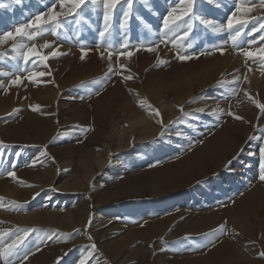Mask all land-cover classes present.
<instances>
[{
  "label": "rangeland",
  "instance_id": "374dc122",
  "mask_svg": "<svg viewBox=\"0 0 264 264\" xmlns=\"http://www.w3.org/2000/svg\"><path fill=\"white\" fill-rule=\"evenodd\" d=\"M52 2L56 12L67 14L71 7L67 0L63 9L58 0H0L6 5L0 7V31L14 33L36 13H47ZM180 6V0L121 3L101 37L103 4L89 0L59 28L22 41L25 50L35 44L46 61L34 57L35 63L25 64L14 41L0 44V231L37 229L9 264H58L57 258L59 264H235L234 255L212 251L218 238L233 232L245 236L243 259L264 261V228L254 230L250 214L258 206V219H264V111L257 107L264 104V4L193 0L189 35L183 36L187 25L164 35L163 17ZM238 6L251 11L238 12ZM233 13L247 21L236 46L230 39L235 31L227 30ZM254 67L262 71L255 80L247 75ZM39 72L50 75L29 79ZM16 76L21 81L12 84ZM29 116L46 122V132L26 129ZM148 123L151 135L137 139L140 125ZM98 158L104 160L100 167ZM11 170L16 179L7 175ZM253 184L260 185L256 193ZM244 196L257 199L239 214L240 223L228 212ZM36 216L52 223L28 225ZM214 219L220 223L213 228L187 234ZM221 224L223 233L205 235ZM183 225L184 232L178 228ZM15 238L9 234L5 243Z\"/></svg>",
  "mask_w": 264,
  "mask_h": 264
},
{
  "label": "snow or ice",
  "instance_id": "6c2138e0",
  "mask_svg": "<svg viewBox=\"0 0 264 264\" xmlns=\"http://www.w3.org/2000/svg\"><path fill=\"white\" fill-rule=\"evenodd\" d=\"M16 4H21L23 0H14ZM51 2V0H50ZM61 9L64 8L66 0H58ZM89 0H67V3L71 5L70 9L68 10V13L65 14L63 11L56 12L53 9H55L56 4L54 2L51 3V7L48 8L47 13L38 12L35 14L34 20L29 21L27 25H19L15 28V32L12 31H0V44H4L8 40L14 41L13 43V49L19 48L23 61L25 64L29 63L30 61L35 63L34 57H38L40 61H46L48 59L47 56L41 55L39 51H37V46L35 44H32L30 47H27L25 50V45L22 43L24 39H27L29 41L33 40L35 36L37 35H43L45 31H48L49 29H52L53 27L59 28L60 25L65 20H70L77 15L80 14V11H82V6L87 4ZM93 4H103V20L105 28L103 31H101L99 34L101 37H104L106 33L109 30L110 22L113 18V14L115 10H117L118 5L121 3L127 2L129 4V7H131V4L133 0H91ZM192 3L193 0H180L181 6L179 8H172L167 15L163 17V34L167 35V33L175 32L181 28H183L185 25H187L188 30L184 31L183 36L187 37L189 35V32L192 29V24L190 23V20L194 17V13L192 11ZM261 3L264 4V0H261ZM0 7H6L4 4H0ZM236 11H251L250 8H244L241 9L239 6L237 7ZM123 15L125 18H128L130 16L129 10H124ZM202 23L205 24L207 27H212L216 31L220 32L224 30V26L220 25L219 28H216V25L213 24L210 20H203ZM247 23V21L237 18L235 13L230 15L228 17L227 21V30L231 33L235 31V35H231V43L233 46H236L237 39L241 35V32L243 31V26ZM236 26L239 27V31L236 30ZM25 27L29 28V31H25ZM121 27H124V22H121ZM262 28H264V25H261ZM256 28H253V31H256ZM53 35H56L57 32L53 30ZM49 45L47 42L45 43L44 47H48ZM149 51H154V48H149ZM83 49H82V55L81 59L84 58L83 56ZM131 55L130 52L124 53L120 52L119 55ZM246 57H252L254 54L252 52H244L243 53ZM52 55H56V52L53 51ZM109 56H111V53H109ZM15 58V57H13ZM178 58L180 60H187L190 59L189 56L186 55H179ZM261 58L264 59V50H261ZM161 63H166V61H160ZM123 67V65H121ZM114 70L111 66L108 68V73H113ZM108 73L105 74V76L108 75ZM7 75V73H4ZM45 75H50V73L45 72H39V73H33L32 76L29 77L30 80H32L34 77H43ZM132 77H125V79H131ZM21 81L20 76H16L14 80H11L10 82L12 84H19ZM245 95H247V92H245ZM255 103V101H253ZM257 107L260 108L262 111H264V104H257ZM33 110H35V107H33ZM17 111L16 109L13 110V112ZM181 111L183 109L181 108ZM215 113V110H214ZM213 113V114H214ZM229 115H232L231 112L228 113ZM11 115V114H10ZM156 115H159V112L156 111ZM235 119H242V117L235 116ZM171 123V122H170ZM163 133H161L162 135ZM5 146L2 141H0V147ZM43 154V153H42ZM260 165H259V179L261 181H264V144L260 146ZM229 164L231 161L228 162ZM7 175L9 177H12L13 179H16L15 171L11 170L7 172ZM31 186V185H29ZM39 193H35L33 195V199H35L36 196H38ZM15 203V202H10ZM2 206V204H0ZM89 222H91V217L89 218ZM225 229L224 224L219 225L217 228L213 229L212 232L206 233L205 235H212L215 236L217 232L223 233ZM37 229L34 228H28V229H17L16 232H12L11 229H9L7 232L0 231V258H3L5 261V264H9V261L11 258L18 257L19 253L22 250V247L25 243L26 237L29 233L35 232ZM22 232L23 235H17V233ZM11 234L12 236H15L16 238L12 240L11 243H5V237L9 236ZM64 235V234H61ZM190 237H185V239H189ZM48 239H52V237H48ZM90 239V237H89ZM95 244L90 245V250H95ZM38 250V249H37ZM31 253H28L23 256V259L26 260L28 258V255ZM259 255L261 257H264V251L260 252ZM60 258H57L58 264H59ZM80 264H83V261L80 262Z\"/></svg>",
  "mask_w": 264,
  "mask_h": 264
},
{
  "label": "bare ground",
  "instance_id": "6f19581e",
  "mask_svg": "<svg viewBox=\"0 0 264 264\" xmlns=\"http://www.w3.org/2000/svg\"><path fill=\"white\" fill-rule=\"evenodd\" d=\"M60 11V10H59ZM226 57V55H225ZM230 57V56H228ZM226 59V58H225ZM224 60V59H223ZM228 60V59H227ZM226 60V61H227ZM234 60V59H233ZM225 62V61H224ZM262 71L256 67H254L252 70H250L249 72H247V75L252 78V79H256L257 76L260 75ZM246 73V71H245ZM246 75V76H247ZM261 77V76H260ZM249 78V79H250ZM257 82V81H256ZM264 82V80H263ZM251 83V82H250ZM258 84V83H256ZM261 84V83H260ZM264 84V83H263ZM255 85V84H254ZM252 87V86H251ZM262 87V86H261ZM254 88V87H253ZM252 108V107H251ZM252 111V110H251ZM253 112V111H252ZM250 114V113H248ZM247 114V116H248ZM254 114V112H253ZM254 116V115H253ZM31 117V116H29ZM143 119V118H142ZM141 118L139 120H142ZM145 120V119H144ZM27 127H25L26 129H30L32 131H35L36 134H43L45 133L46 131L43 130V125L45 124L46 125V122H44V124L41 122V121H35L32 117L31 118H27ZM251 122V121H250ZM253 122V121H252ZM137 127V126H136ZM140 135H138L137 139L139 138H146L148 135H151L150 132L147 130H151L152 127L151 125L148 123L147 125H144L141 126L140 125ZM137 130V129H136ZM138 131V130H137ZM48 132V131H47ZM139 133V132H138ZM152 133V132H151ZM155 133V132H154ZM48 134V133H47ZM35 135V134H34ZM137 136V135H136ZM142 136V137H141ZM38 137V136H37ZM136 138V137H135ZM133 140V139H132ZM131 141V140H130ZM133 142V141H132ZM206 155V154H205ZM209 155V154H208ZM96 162L99 163L98 167H100L103 163H104V160H100L99 158L98 159H95ZM260 165V164H259ZM91 168L92 169V165L88 166V169ZM215 169V168H214ZM161 177H163V175H161ZM254 185V184H253ZM167 187V185H166ZM168 189V188H167ZM165 189V191L167 190ZM260 189V185L259 184H255L253 187H252V192L256 193L258 192ZM163 191V190H162ZM161 191V192H162ZM163 193V192H162ZM167 193V191H166ZM251 197V199H249ZM257 199V196H244L242 197L241 199H238L236 202H234V204L232 203V205H230V208H229V212L228 214L232 213L233 216L230 217V218H234V217H237L236 220H238L240 223H243V219L241 217V215H245V212L247 210V206L253 201V200H256ZM262 202V201H261ZM106 204V202H105ZM108 204V203H107ZM105 208V211L106 212H112L113 209L110 205H106ZM241 213V215H239ZM260 213L259 211V207L258 206H255L250 214H252L251 218H252V221H253V224H254V230L258 231L259 229H263L264 228V219H258V214ZM107 214V213H106ZM239 215V216H238ZM211 216V215H210ZM192 218V217H191ZM202 218V217H201ZM206 218V217H205ZM213 219V217H210ZM209 219V218H208ZM220 219V218H219ZM235 219V218H234ZM87 220V215L84 216V218L81 220V225H83ZM221 220V219H220ZM49 221V220H48ZM46 221L45 219H41L39 217H30V219L28 220V225L30 226H33V225H37V224H47V223H52V222H48ZM213 223H207V222H203V221H200L198 222V224H194L192 227V229L189 230L187 229L188 233L187 234H198V233H201V232H204V230L208 229V228H213L214 226H216L218 224V222L220 223V221L216 222L217 220L214 219L212 220ZM196 222V221H194ZM211 222V221H210ZM235 223L237 221H234ZM239 223V224H240ZM177 224V223H176ZM179 224V223H178ZM186 225V224H185ZM236 225V224H235ZM231 226V223L228 224V227ZM237 226V225H236ZM176 227V226H175ZM261 227V228H260ZM178 228H181L183 230V232L185 231V228H187V226H179ZM237 228V227H235ZM240 229V228H239ZM232 230V229H231ZM236 232V230H234ZM238 232V231H237ZM232 233V232H231ZM234 234V232H233ZM233 234H227V236H224L223 238H218V241L214 243L213 247H212V251L215 252V253H225L226 255L227 254H231L233 256V262L235 264H264V261H262V259H257L255 258L254 261H248L247 259H243V257H241V255L239 253H241V244L244 242H242V239L245 237L244 235H233ZM193 236V235H192ZM244 236V237H243ZM253 236V235H252ZM251 237V235H250ZM223 243H225V246H223ZM254 251H252L250 254H247V255H251V254H254L253 253ZM247 257V256H246Z\"/></svg>",
  "mask_w": 264,
  "mask_h": 264
}]
</instances>
